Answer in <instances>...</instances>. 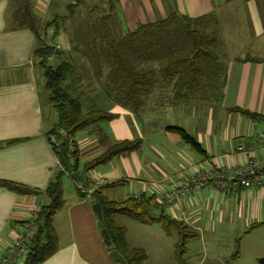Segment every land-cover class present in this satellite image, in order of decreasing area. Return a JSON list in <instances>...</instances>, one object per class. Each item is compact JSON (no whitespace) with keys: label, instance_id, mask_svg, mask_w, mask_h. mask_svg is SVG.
Wrapping results in <instances>:
<instances>
[{"label":"crops","instance_id":"crops-1","mask_svg":"<svg viewBox=\"0 0 264 264\" xmlns=\"http://www.w3.org/2000/svg\"><path fill=\"white\" fill-rule=\"evenodd\" d=\"M40 1L0 0V180L13 181L34 192L21 194L0 186V257L15 236L35 233L34 222L33 227H29V223L35 220L36 212L48 203L47 186L59 168L55 151L47 137V131L53 124L49 125L44 112L42 87L37 75L39 69L43 74L44 70L34 62L35 48L39 44L38 32L29 22L19 23L16 11L28 9L37 17L43 16L49 20L66 15L60 21L70 22L69 19L77 16L75 20L91 22L87 11L78 10L74 16L69 15L68 8V13L64 15L54 11L58 3L66 6L65 0H43L50 4L44 11ZM128 1L131 0H103L101 3ZM139 1L145 16L152 14L158 17L154 21L175 11L190 17L204 14L216 17V24L211 30H214L218 48L225 54L228 67L224 96L216 104H223L226 114L224 118L217 119V127L215 125L211 129L210 124V128L207 124L203 125L202 139L196 138L203 145L205 154L195 151L189 144H181L180 152L170 155L162 149L160 141L151 142L146 150L139 148L112 157L108 162L87 170L78 182L69 175L70 181L63 183L65 202L53 221L58 237L63 233L68 240L58 247V252L40 264H122L110 258L109 247L101 235L97 215L92 209L93 193L98 188L109 200L123 201L129 193L138 192L146 196L154 195L160 202L166 190L180 183L182 178L194 174L196 169L211 170L216 166L232 168L264 151V121H254L239 112L230 111L233 107H241L264 114V0ZM58 45L72 60L76 56L85 62L91 71L103 68L97 50V57L91 61L88 51L78 53V48L71 45ZM114 126L121 127L120 124ZM106 127L108 125L102 123L75 135L80 149L79 171L86 162L104 151L99 142L100 129L111 141L129 139L119 130L111 134ZM223 128L228 130L227 140L220 137ZM172 137L171 140L177 143L176 136ZM240 145L245 146V151L238 150ZM97 175L108 177L111 182L122 181V184L95 188L90 179ZM78 185L82 186L83 197L77 191ZM162 205L168 214L182 220L198 235L201 231L210 232L218 224L234 227L240 224L246 228L264 225V185L249 188L237 186L226 192L211 182L202 187L199 194ZM161 211H158V215ZM124 216H117L116 222L119 223L118 219Z\"/></svg>","mask_w":264,"mask_h":264},{"label":"trees","instance_id":"trees-1","mask_svg":"<svg viewBox=\"0 0 264 264\" xmlns=\"http://www.w3.org/2000/svg\"><path fill=\"white\" fill-rule=\"evenodd\" d=\"M81 1L80 5L89 9L87 12L91 21L94 22L92 32L96 43L98 40L96 33L100 32L102 37V42L101 44L98 42L97 47L100 59L103 61L101 69L105 74H103L105 79L102 84L107 96L110 97L106 96V99L137 113L145 104L153 102V99L155 101L158 88L170 89L171 97L168 103L183 101L186 98L187 100L198 99L204 103L221 101L224 96L228 67L218 51L219 44L214 30H211L216 24V17L213 14L190 17L175 11L165 18L142 23L135 29L121 33L117 22L114 21L112 11L100 13L95 4H88L84 0H74L68 4L70 16L77 13ZM109 4L111 8L114 3ZM98 11L100 14L96 17ZM16 12V18L20 19L19 23L29 22L30 26L38 32L39 44L35 48L34 61L44 70L47 99L57 113L53 126L47 131V137L55 151L59 168L47 186L48 203L36 212L34 220L36 231L30 238L23 261V264H40L58 251V238L53 221L56 212L65 202L63 197L65 175H70L78 182L87 170L95 168L98 164L139 149L141 139L111 141L100 129L99 142L104 151L86 162L83 169L79 171L80 149H78L75 135L116 117V114L99 108L95 104L85 108L79 93L75 95L71 93L68 81L70 79L72 81L76 75L77 67L74 60L56 43L58 42L56 37L61 29L59 21L66 15L49 20L48 24L55 27L54 34L49 39V37H40L37 20L41 17H37L28 9H18ZM57 49L61 56L58 66L54 61ZM71 86L74 88L72 82ZM230 111L239 112L254 121H264V114L260 112L241 107H233ZM166 130L177 133L195 151L206 153L203 145L185 128L171 124L166 126ZM71 144L72 149H70ZM121 184L122 181H115L107 186ZM0 186L21 194L34 193L31 189L13 181L0 180ZM76 187L79 195L83 197L81 188ZM93 195L94 203L101 202L104 227L107 228L111 237L112 246L108 250L116 248L127 260L126 264H143L147 251L143 247L129 245L125 235L126 227L116 222V217L119 215L131 217L143 224L160 222L166 233H172L173 229L177 230L180 240L175 245L176 258L180 264H186L183 254L187 241L189 237L197 233L191 231L182 220L168 214L156 196L141 194L136 198L127 197L123 201L109 200L99 188ZM161 209L160 214L156 215L155 212ZM260 263L264 264V259H260Z\"/></svg>","mask_w":264,"mask_h":264},{"label":"rangeland","instance_id":"rangeland-1","mask_svg":"<svg viewBox=\"0 0 264 264\" xmlns=\"http://www.w3.org/2000/svg\"><path fill=\"white\" fill-rule=\"evenodd\" d=\"M73 1L74 0H65L64 3H66V6L64 7L58 3L54 11L61 15L68 13L67 6ZM84 1L88 4H95L100 13L102 11H112L114 21L117 22L118 30L121 33L129 28L135 29L144 22L154 21L155 18H158L156 15L153 16L152 14L145 16L144 11L141 10L142 7H139V0L138 2H133L131 0L127 3L115 2L112 4L111 8H109L110 4L106 2L101 3L103 0ZM40 2L42 11L47 10L50 4L47 5V2L43 0ZM80 3H82V1L79 2L78 10H89L87 7L83 8ZM99 11L98 13L96 12V17L100 14ZM76 17L69 19L70 22H73L71 25L68 21H59L62 24L58 37H56L58 41L56 42L57 46L59 47L58 44H63V46L66 47L71 45L78 48V53H80V51H88L89 60L93 61L94 57H97L99 54L97 43L99 42V44H101L102 42V37H100L101 34H99L100 32L96 33L98 34L96 43V38L93 37L94 34L91 32L94 22L91 21L88 23L85 20H75L74 18ZM48 22L49 19L43 18V16L38 19V30L40 37H49V39H51L55 27H51ZM97 25L99 28V22ZM89 26L91 27V31ZM90 48H94L95 51ZM90 51L93 52L90 53ZM218 51L225 60L226 57L225 54L222 53V50L218 48ZM73 60L77 68L75 71L76 75L72 78V81L71 79L68 81L71 93L73 95L79 93L85 108L95 104V106L99 108L116 114V117L102 122L106 126L108 125V127H106L107 131L109 129L111 134H115V130H119L120 133L127 134L126 136L129 140L140 138V148L144 150L149 147L148 145L151 142L159 143L160 141V145H162L161 147L166 153L170 155L172 152L175 154L176 152L179 153L181 150L180 145H185L187 143L182 142L181 137L177 133L167 131L166 126L171 124L178 125L185 128L192 133L195 138L200 140V137L201 139L203 137V125L205 126L207 124L206 126L210 128V124L211 129L215 125L217 127L219 125L217 119L221 117L224 118L226 114L223 110V104L220 105L212 102L204 103L198 99L189 98L187 100L186 98L183 99V101L168 103L171 97L170 89L168 88H158L155 101L153 99V102L151 101L145 104L140 112L137 113L129 109H126V111L122 105L114 104L111 100L106 99L107 94L102 84V81L105 79V76H103L104 70L101 68H94V70L91 71V69L87 68L85 62L79 60L78 57L75 56ZM37 75L40 81V87H42L44 112H46L49 125H52L53 121L57 118V113L53 108L50 110L47 99L48 91L45 87V76L43 71L39 69ZM95 76H97V79ZM98 81H101L100 83L102 86L99 85ZM71 82L74 88H72ZM116 124H120L121 127H115L114 125ZM222 130L223 133L220 137L227 140L228 130L224 128ZM160 131H164L165 133ZM216 133L219 134L218 131ZM173 135L178 139L177 143H175L173 139L171 140ZM190 146L189 144V147ZM68 179L69 175H65L64 183L70 181ZM155 214L158 215V211H156ZM118 222L126 227L125 235L128 243L131 246H142L147 251V257L143 264H180L178 258H176L175 245L180 240L177 230L173 229L172 233H166L160 222H155L150 225L143 224L128 216L119 218ZM57 238L58 247L68 240V237L63 233L60 238L57 233ZM186 245V250L183 254L186 264H261L260 259H264V225L260 227L254 225L246 228L240 224L236 227L229 224H218L216 228L210 232L201 231V234L189 237ZM23 261L24 259H22V262Z\"/></svg>","mask_w":264,"mask_h":264},{"label":"built area","instance_id":"built-area-1","mask_svg":"<svg viewBox=\"0 0 264 264\" xmlns=\"http://www.w3.org/2000/svg\"><path fill=\"white\" fill-rule=\"evenodd\" d=\"M72 142V141H71ZM73 148L71 144L70 149ZM238 150L245 151V146H238ZM196 169V168H195ZM95 188L111 183L108 177L98 176L90 179ZM215 183L222 191L230 192L234 187L240 186L249 188L250 186L264 185V151L260 154L252 155L247 162L236 165L232 168L216 166L211 170L196 169L194 174L182 178L180 183L175 184L163 193L161 204L170 205L180 198H186L191 194H199L202 187ZM81 189L82 186L78 185ZM141 193H129L127 197L136 198ZM32 222L29 227H33ZM33 232L18 234L12 241L4 254L0 257V264H18L25 258L28 244Z\"/></svg>","mask_w":264,"mask_h":264},{"label":"water","instance_id":"water-1","mask_svg":"<svg viewBox=\"0 0 264 264\" xmlns=\"http://www.w3.org/2000/svg\"><path fill=\"white\" fill-rule=\"evenodd\" d=\"M60 51L59 49L56 50V57H55V64L56 66L59 65L60 63ZM92 209L93 211H95L96 215H97V218H98V222L97 224H99V227H101V235L103 236L104 238V241L107 245V247L111 248L112 246V241H111V237L109 236L108 234V230L107 228L104 227L105 223L103 221V218H104V214H103V211H102V205H101V202H95L92 204ZM109 256L110 258L114 261H118L122 264H126V261L124 256L116 249V248H113V250L110 251L109 253Z\"/></svg>","mask_w":264,"mask_h":264}]
</instances>
